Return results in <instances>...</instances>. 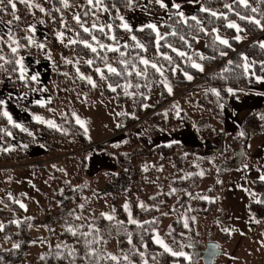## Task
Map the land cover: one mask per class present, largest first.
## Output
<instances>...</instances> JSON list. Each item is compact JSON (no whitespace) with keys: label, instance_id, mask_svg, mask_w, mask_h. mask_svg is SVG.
Instances as JSON below:
<instances>
[{"label":"trees","instance_id":"obj_1","mask_svg":"<svg viewBox=\"0 0 264 264\" xmlns=\"http://www.w3.org/2000/svg\"><path fill=\"white\" fill-rule=\"evenodd\" d=\"M13 2L16 4L14 10L7 5V0L4 5H0V8H3L0 11V21L8 26L4 32L5 37L2 36L4 38L0 40V87L6 82L9 87L20 91L37 89L38 79L24 77L20 70V59L24 55H30L34 59L44 55L50 59L56 50L62 54L71 51L92 61L91 64H82L83 73L74 78L78 88L89 91L91 83L80 79L89 75L92 83L104 85L101 89L103 96L118 104L128 102L133 106V114L127 115L123 122L114 128L113 137L95 143L85 137L82 128L69 112L61 109L57 95L61 94V91H52V88L46 87L49 102L45 104L24 102L21 98L14 99L13 103L25 109L31 116L22 127L10 122L0 105V164L19 163L27 158L28 153L40 151V154L47 156L56 155L67 167L64 170L68 171L62 177L55 166L45 160L30 166L34 176L54 186V190L46 197L47 202H40L38 205L48 217L50 229L47 231L43 251L34 264H196L197 259L201 258L200 251L203 248L201 235L196 231L191 213L206 215L215 201L200 198L199 193L195 192L200 182L195 171L197 166L202 165L201 157L208 163L211 156L221 157L223 149L219 143L214 147L215 144L202 141L201 128H195L190 123L193 114L189 115L188 109H196L200 119L204 118L203 109L212 105L215 107V122L221 124V109L216 107L218 105L214 102V95L227 102L230 97H240L249 91L250 87L257 85V77H264V48L260 47L261 42L257 39L259 35L264 34V27L240 19V16H253L264 25V2L248 0L249 7L246 8L239 0H198L197 6L194 5L191 11L186 10V14H181L179 8L165 1V7H161L155 0H132L131 4L129 0H93L91 4L88 0H67V7L64 6V0ZM36 3L39 4L38 8ZM225 4L230 5L231 10L225 8ZM40 5H43L42 9ZM202 7L210 11H201ZM252 7L258 11L251 12ZM45 8L46 16L42 13ZM140 11L146 13V18L156 19L154 15L162 12L164 16L159 19L155 30L148 27L152 24L131 27L128 18L121 20L126 14ZM213 11L217 13L216 16L211 15ZM34 16L38 17H35L36 20L47 30V36L38 42L28 26ZM74 17H79V21ZM192 17L196 19L193 20ZM230 23L237 24L242 31L228 27ZM64 24L72 29L75 41L60 45L56 34ZM81 24L90 31L84 32ZM94 24L95 28L92 27ZM124 25L128 28L125 29ZM101 28L103 31H100ZM215 29L227 35L228 44H222L215 38ZM237 35L241 39H235ZM133 36L136 37L135 40L132 39ZM198 38L204 39L202 57L195 50ZM85 42L96 47L97 51L93 53L91 48L85 46ZM101 44L118 48L119 51H107L106 48H100ZM41 45L45 47L44 51ZM243 53L246 54V60ZM141 59H147L149 65L140 63ZM201 61L208 65L209 72L193 67L195 62ZM151 64H156L161 71L153 69ZM246 64L250 65L247 71ZM106 65H111L121 74L109 73ZM63 67L62 63H51L52 82L62 79ZM97 68L106 79L101 78ZM136 72H141L142 75L138 76ZM162 72L172 77L180 87L181 91L177 95L180 93L182 101H177V98L165 89L160 81ZM188 76H191V79H188ZM110 84L115 91L109 87ZM229 89L232 92H229ZM154 90H160L158 102L144 112L142 104L146 96ZM61 95L66 96L65 93ZM78 99L81 100V94ZM184 102L186 106L182 104ZM48 107L52 108L53 116L50 121L55 127L36 119L38 114H46ZM180 112L183 113L184 121L189 126L192 125L190 127L197 139L207 149L202 154L199 153L202 150L200 148L175 143L150 147L141 140L138 131L141 127L148 140L155 135V131L169 134L179 130L182 123L176 120V116ZM251 112L240 129L228 132L230 136L226 143L230 151L241 147L245 152L248 141L262 131L263 124L259 123V117L262 116L253 115ZM262 113L264 114V111ZM206 119L211 120L208 116ZM253 124L254 128L248 129V125ZM121 134H124L126 139L115 140L116 136ZM13 139L25 145L28 152H23L20 146L14 148ZM181 151L185 155L180 159ZM157 152L164 155L166 162L170 164L169 167L175 170V177L165 180L170 188L164 196V202L160 203L162 207L158 211L155 208H146L139 212L134 208V212L142 219L130 222L121 205L117 204V197L130 195L133 190L140 192L141 185L145 182L161 183L157 178L159 171L150 169L151 162L148 159ZM123 153L127 154L126 164L121 159ZM190 154L191 157L194 154L198 156L189 161ZM94 159L105 160L109 166L96 169L97 165L92 163ZM138 159H141L140 164H137ZM157 160L164 161L158 158ZM183 170H187V174L177 175V172ZM244 176L248 175L245 173ZM104 177L106 179L101 183L100 180ZM247 179L245 188L249 199L246 211L260 222L264 242V180L253 177ZM242 181L244 182V179ZM97 197L108 198L111 202L115 210L111 219L89 213L87 206ZM172 214L175 217L164 233L171 237V241L167 240L165 243L172 251L184 252L191 256V260L184 256H173L162 244L153 240L154 229L162 217ZM35 223L36 219L32 222L22 221L14 226L13 231L10 229L11 224L7 226V231L3 234L5 240L18 243L8 248L5 254H0V264L19 263V259L28 251V243L24 241L25 235L29 225ZM185 224L190 229L185 227ZM109 241L116 244L113 252L106 247Z\"/></svg>","mask_w":264,"mask_h":264},{"label":"rangeland","instance_id":"obj_2","mask_svg":"<svg viewBox=\"0 0 264 264\" xmlns=\"http://www.w3.org/2000/svg\"><path fill=\"white\" fill-rule=\"evenodd\" d=\"M186 2L187 1L185 0H170L168 3L171 5H174V3L179 5V9L181 10L186 8L191 11L193 6H188L190 4ZM36 7H39L38 3H36ZM42 8L43 5H40V9ZM140 12H131L121 18L124 20L128 18V23L131 27H141L142 25L152 24L155 25L156 28L159 19L164 16V13L162 12L161 14L154 15L156 19H154V17L142 18V21L140 22H137V20H129L130 17H133L134 13ZM42 13L46 16L47 9H43ZM106 14L105 11L104 15L106 16ZM35 17L36 16L30 19L28 26L36 35L35 37L38 42L39 39L47 36V30L42 27L38 20H36L38 17ZM7 29V24L0 21V40H3L2 38L5 37L6 33L4 34V32ZM158 34L160 35L161 33ZM214 36L216 39L219 37L218 40H227V35L217 29H215ZM56 37L60 45L75 41L72 29L66 27L65 24L63 28L57 32ZM203 45L204 39L198 38L195 50L200 54V57L204 55ZM41 46L44 51L45 47L43 45ZM243 54L246 55L245 53ZM36 61L41 62L43 64L42 68L46 71L47 69H50L53 61L64 64V67L61 70V80L52 82V79L45 78L41 83L43 85L46 83V87L52 88V91H61V94H66V96L57 94L59 95L58 102L60 107H62V110L69 112L75 122L82 128L84 135L88 140L98 143L110 139L114 135V128L118 127L127 115L131 116L133 114V106L130 103L118 104L113 99L103 96L101 89L104 85L101 83L91 82V88L89 91H83L81 88L77 87L78 83L74 81V78H77L78 74L83 73L81 65L89 61L87 57L77 55L71 51L62 54L59 50H56L50 59L42 55V57L36 59ZM41 63L38 64L41 66ZM194 64H199L203 70L208 67V65L202 61L195 62ZM20 69L23 73L27 71L24 70L22 66H20ZM30 69L32 70L33 68ZM41 74L45 77V71H42ZM89 78L91 79V76L87 75L80 79L89 81ZM160 81L165 89L171 95H174V98H177V101H182L180 93L177 95L181 89L172 77L162 72L160 75ZM169 89H171V91H169ZM26 94L29 96V99H36L38 104H45L47 101L44 102V99L47 97V92L45 91L44 93L38 91L36 94L27 91ZM80 94L81 100L78 99ZM159 97L160 90H154L149 93L142 104L143 111L145 112L150 107H154L158 102ZM213 98L215 104L218 105L216 107L219 108L220 105L216 96L214 95ZM182 104L185 106L187 105L186 102ZM188 104L191 105V103ZM263 107L264 104H262L260 108L252 110L251 112L253 115L256 114L262 116L259 117L260 124H264V114L262 113V111H264ZM214 108L215 107L212 105L208 108H204V118L200 119H198L200 114L196 113V109H188V114H193V120H190V123L195 128H201L200 135L202 141H209L211 144H215L214 147H216V143H219L223 149L220 154L221 157L217 155L213 157L211 156L208 163L203 159L204 157H201L202 159H200V163L202 165L196 167L197 169L195 172L199 176L200 182L195 192L199 193L198 196L200 198L208 201H215V204L208 214L205 215L192 212L191 218L194 221L196 231L201 235L202 248L205 247L207 242L213 241L218 243L222 249L223 252L215 259V264H264V242L261 233V224L253 216L247 214V211L245 212L246 220H244V211L242 210V202L245 200L247 203V200L249 199L248 192L245 188V183H247L248 180L247 178L258 177L257 169L262 161L260 162L259 157L251 159L249 155H245L239 164H235L236 149L232 151L228 149L226 139H228L230 135L224 130L222 124L215 122ZM52 116V108L48 107L46 114H38L36 117L40 118L38 119L39 121L42 120L40 122L48 123ZM207 116L211 118L210 121H207ZM77 120L82 121L83 126L78 123ZM191 124L190 126H192ZM254 126V124L252 126L248 125V129L254 128ZM138 131L141 140L148 143V138L145 137L143 133V127L139 128ZM113 139H115V137ZM122 139H126L124 134L117 135L115 140ZM111 143L115 142L111 141ZM17 145L18 144L14 143L13 147L18 148ZM200 149H202L199 151L200 154L207 150L205 147ZM33 152L35 153V151ZM183 155L185 154L182 152L181 155H179V158L181 159ZM197 156L198 155L194 154L193 157H191L190 154L188 160L192 161L191 159H194ZM157 158L164 161L159 162ZM121 159L126 164L127 154L123 153ZM148 159L151 162L150 169H157L159 171L157 178L160 179L161 183L145 182L141 185L140 192H135L133 190L130 195H120L117 197V204L121 205L123 213L130 222H137L142 219V217L134 212V208H136L137 212L146 208H155L158 211L162 207L160 203L164 202V196L170 188L165 180L175 177V170L169 167L170 164L166 162L164 155L162 156L157 152L156 155L152 154ZM262 159L264 162V158ZM44 160L47 162L49 161L48 163H50V165L55 166L56 170L60 172V176L63 177L68 173L67 169L64 170L67 168L64 162L61 159H58L56 155L47 156L46 154H40V151L38 154L35 153L34 155L29 153L27 158L19 163L8 162L6 164H0V254H5L8 248L14 246V243H18L8 242L3 236L4 232L7 231V226L9 224L12 225L10 229L13 231L14 226L18 223L25 220L32 222L36 219L35 224L29 225L28 233L24 238V241L28 243V251L19 259L18 264L35 263L36 258L43 251V244L46 242L47 231L50 229L48 217L42 212L38 205L40 202L42 204L47 202L46 197L54 190V186H51L44 179L34 176V173L30 168L32 164ZM140 162L141 159H138L137 164H140ZM92 163L97 166H104L102 161L98 159H94ZM245 173L248 176H244ZM182 174L183 176L187 174V170L177 172V175ZM105 179L106 177H104L103 180L101 179L100 182L103 183ZM242 179H244V182ZM21 205H24V207H21ZM87 209L89 210V213L93 215L100 214L105 217H112L115 215V210L111 202L105 197H97L93 199L87 206ZM174 217V214L164 215L162 217L159 224L154 229L153 240L155 242L158 239L163 241L162 245H166L165 241H171V237H168L166 234L165 236L164 233ZM188 229H190L189 226ZM106 244L107 249L110 252H113L116 244L111 241ZM111 255L113 256L114 253ZM196 264H202L201 258L199 260L197 259Z\"/></svg>","mask_w":264,"mask_h":264},{"label":"crops","instance_id":"obj_3","mask_svg":"<svg viewBox=\"0 0 264 264\" xmlns=\"http://www.w3.org/2000/svg\"><path fill=\"white\" fill-rule=\"evenodd\" d=\"M165 1V0H163ZM170 0H166L165 3H168ZM173 1V0H172ZM186 3H189L188 6H197L198 0H185ZM186 6V4H185ZM186 8L183 10H179L181 14L187 13ZM146 13L143 12L136 13L133 15V17H130L129 20H137V22L142 21V18L145 17ZM257 39L260 42H264V34H261L257 37ZM244 55V54H243ZM246 57V55H244ZM41 62H37L36 59H34L30 55H24L20 59L19 65L23 67L24 70H27L24 75L25 78H37L38 79V88L32 89V93L36 94L38 91L40 92H47L46 91V83L43 85L41 82H43L45 78L50 79V69L44 70L41 66L38 64ZM30 68H33L32 70ZM21 70V69H20ZM29 70V71H28ZM206 72H209V68L205 69ZM45 71V77L42 76L41 72ZM39 76V77H38ZM261 78V77H260ZM258 80V79H257ZM39 89V90H38ZM23 92V93H22ZM176 94V93H175ZM46 99H44V102H49V95L48 92L46 94ZM16 98H21L24 102H36V99H29V96L26 94V91H20L14 88H11L8 86L6 82L3 83L2 87H0V101L3 103H0L4 113L6 112L8 117L11 118L12 123L15 125H18L20 127L23 126L24 122L31 119L30 114L23 108L15 105L13 103V100ZM218 103L221 107V124L223 125V128L227 132H233L242 127L243 122L248 117V114L255 109H258L262 106L264 103V77L259 79L257 82V85L250 87L249 91L244 92L240 97H230L227 102L223 101L219 96H216ZM181 113V112H180ZM177 114L176 120L179 123H182V127L169 134L161 133L160 131H155V135L153 138L151 137L148 140V146L154 147L161 144H182L187 147L191 148H202V143L197 139L194 132L192 131L191 127L184 121L183 113ZM193 135V136H192ZM12 146L14 143L18 144L17 146H20V148L28 152V149L25 145L20 143L17 140H12ZM1 147V143H0ZM36 153V152H35ZM35 153H30L34 155ZM29 154V153H28ZM38 154V153H37ZM249 155L251 159H256V157H259L260 164L259 168L257 169L258 177H254L257 179H260L261 176H264V124L262 131L258 134L253 136L247 143L246 151L244 152V156ZM105 160H102V163L104 166L106 165ZM106 166H109L108 164ZM103 166H96V169H100ZM248 172V170H247ZM246 201L244 200L242 202V210L244 211L243 217L245 219L246 215ZM248 214V213H247Z\"/></svg>","mask_w":264,"mask_h":264},{"label":"snow or ice","instance_id":"obj_4","mask_svg":"<svg viewBox=\"0 0 264 264\" xmlns=\"http://www.w3.org/2000/svg\"><path fill=\"white\" fill-rule=\"evenodd\" d=\"M22 2H23V0H22ZM88 2L91 4V3H93V0H88ZM97 2H100V0H97ZM155 2L158 3V4H160L161 7H165V5L163 4V0H155ZM262 2H264V0H262ZM131 3H132V0H129V4H131ZM239 3L243 4L246 8L249 7L248 0H239ZM4 4H5V0H0V5H4ZM7 5H10L11 8H12L13 10H14L15 7H16V4L13 2V0H7ZM64 6H65V7L68 6L67 0H64ZM173 6L176 7V8H179V5H175V4H174ZM224 7H225V8H229V10H231V6L228 5V4H225ZM2 10H3V8H0V11H2ZM201 11L208 12V11H210V10H209L208 8H203V7H202V8H201ZM257 11H258L257 8H255V7H252V8H251V12L256 13ZM211 15H212V16H216L217 13L213 11V12H211ZM237 15H239V13H237ZM74 18H75L77 21H79V17H74ZM121 19H122V18H121ZM192 19L195 20L196 17H192ZM240 19H242V20H248L249 22L254 23V24H256L257 26H262V27H264V25H261V21H260L259 19H256V18L253 17V16H240ZM92 27L95 28L96 25L94 24ZM124 27H125V29L128 28L127 25H124ZM148 27L153 28V29L155 30V25H148ZM228 27L236 28L238 32H239V31H242V29H240L239 26H238L237 24H235V23H230V24L228 25ZM81 28L83 29L84 32H89V31H90V29L87 28V27H85L83 24H81ZM100 31H103V28H101ZM213 31H215V30H213ZM93 39H95V37H93ZM113 39H115V38L113 37ZM132 39L135 40L136 38L133 36ZM181 39H183V37H182ZM218 39H219V37H218ZM235 39L239 40V39H241V37H240L239 35H237V36L235 37ZM220 43H222V44H228V41H227V40H222V39H221V40H220ZM85 46L91 48V51H92L93 53H95V52L97 51L96 47H92V45H91V44H88L87 42H85ZM138 46H139V47H143V45H138ZM260 47H261V48H264V42H261ZM100 48H102V49H105V48H106L107 51H113V52H115V51H119L118 48H109V47H107V46H105V45H103V44L100 45ZM13 51H15V49H13ZM120 54H121V56H123V53H122V52H121ZM181 55H183V53H181ZM221 55H224V53H221ZM165 58H166V59H170L169 57H165ZM246 59H247V58L245 57V60H246ZM87 63L91 64L92 61H88ZM121 63H126V62H125V61H121ZM140 63H142V64H144V65H149V61H148L147 59H141V60H140ZM106 67H107V71H108L109 73H112V74H114V75H120V74H121L120 72L117 71L116 68L112 67L111 65H106ZM151 67H152L153 69H156V71H158V72L161 71V68H159L156 64H151ZM193 67L199 68L201 71L203 70L199 64H193ZM248 67H250V65H247V64H246V65H245V70H246V71H247ZM96 71L99 72V73H101V78H102V79H106V77H104L103 73L101 72V70H100L99 68H97ZM136 75L139 76V75H142V73H141V72H136ZM185 75H187V74H185ZM187 78H188V79H191V76H188ZM33 79H35V77H33ZM257 79L259 80V79H261V78H260V77H257ZM89 82H90V83L92 82L90 78H89ZM109 87L112 89V91H115V90H116L114 87H112L111 84L109 85ZM126 87H127V86H126ZM169 91H171V89H169ZM213 91H215V89H213ZM228 91H229V92H232L231 89H229ZM0 103H3V102L0 101ZM4 115L7 116L8 114L5 112ZM36 119H40V118H39V117H36ZM9 121L11 122V118H10V117H9ZM77 122L80 123V124L83 126V122H82V121L77 120ZM48 123L50 124V126L55 127V124H53L51 121H49ZM17 126H18V125H17ZM24 130L26 131V129H24ZM260 179H261V180H264V176H261ZM173 191H175V190H173ZM21 207H24V205H21ZM108 218L111 219V217H108ZM132 222L134 223L135 221H132ZM185 227H188V225L185 224ZM156 242L159 243V244H163V241H160V240H158V239H157ZM163 246H164L165 250L171 252V254H172L173 256H184V257H185L186 259H188V260H191V259H192L191 256L187 255V254L184 253V252H176V251H172L170 248H168L167 245H163ZM190 246H191V245H190ZM217 247H218V246H217ZM212 254H214V253H210V255H212ZM111 258H112V259H116V257H111ZM125 259H126V257H125Z\"/></svg>","mask_w":264,"mask_h":264},{"label":"water","instance_id":"obj_5","mask_svg":"<svg viewBox=\"0 0 264 264\" xmlns=\"http://www.w3.org/2000/svg\"><path fill=\"white\" fill-rule=\"evenodd\" d=\"M235 164H239L244 156V149L237 148L235 151ZM218 246V247H217ZM202 264H215V259L223 252L218 243L207 242L205 247L200 251ZM210 253H214L210 255Z\"/></svg>","mask_w":264,"mask_h":264}]
</instances>
